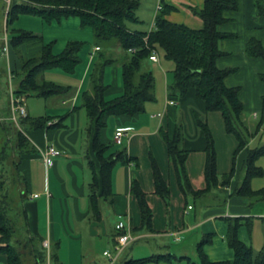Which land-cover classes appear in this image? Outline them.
I'll list each match as a JSON object with an SVG mask.
<instances>
[{"label":"trees","instance_id":"16d2710c","mask_svg":"<svg viewBox=\"0 0 264 264\" xmlns=\"http://www.w3.org/2000/svg\"><path fill=\"white\" fill-rule=\"evenodd\" d=\"M9 2L7 24L15 22L25 14L38 15L48 21L78 16L82 25L93 28L99 43L96 45L100 48L99 51L102 50V43L112 47L119 45L124 50L123 59L120 60L122 93L113 97L107 95L110 85L105 81L106 65L118 63L117 59H107L101 64H96L91 73L90 89L81 92V105L87 111L92 133L93 157L90 155L87 157L92 173L88 193L89 220H101L102 199L110 204L113 202L112 173L115 165L122 162L139 166L138 158L130 156L126 146L118 148V145L122 144H117L115 141L105 142L102 134L110 116L133 117L142 114L146 111L147 103L156 99L155 75L148 66L147 60L150 61V55L154 50L157 51L158 47L163 48L165 56L175 63L173 82L168 86L169 97L173 100L181 99L189 89H194L197 96L205 101L207 111L222 113L226 131L233 134L238 141L233 156L234 166L227 175L220 177L212 130L206 121L196 116V122L206 138L204 165L206 187L195 189L187 168L190 151L183 145L182 123L178 119L172 130L162 126L159 133L167 145L168 157L182 194L185 197L199 198L212 193L219 185H230L236 173L235 159L242 151H246L243 161L244 176L240 181L238 180L232 194L249 197L252 202L264 201V188L253 189L252 187L253 178L264 174V168L257 164L258 159L264 156V144L255 148L250 147L251 139L264 125V95L261 117L257 122L250 124L244 117L245 109L240 99L239 87H230L225 83V78L234 69L220 68L217 65L218 58L225 54L220 47L221 41L234 36V34L222 32L219 26L227 20L224 15L226 11L238 8V0H204L202 8L189 6L192 13L204 22V26L200 29L170 21L166 16L174 6L164 4L155 16L154 28L149 31L131 30L128 27V22L141 21L137 15L139 6L137 0H10ZM260 10L264 13V7H260ZM30 43H39L40 46L37 52L27 58H21V61L13 67V80L21 75L16 86H13L14 93L26 98L35 95L44 99L71 95L74 91L72 86L48 80L45 72L52 67H62L68 72H73L80 62L79 53L83 43L78 40L70 41L62 52L54 53L53 42H46L43 35L17 29L12 34L9 47L19 50ZM246 51L249 56L264 60V46L260 40L250 39ZM260 77L264 81V74ZM9 116H5V120L0 121V137L4 136L5 139L0 147V254L7 255L8 264H27L23 249L25 251L28 249L32 258L29 264H45L48 259L47 250L42 244L45 237L32 234L29 229L28 211L25 207L28 191L26 188L17 189L21 204L17 208V215L12 216L10 215L12 212L10 198L15 199V197L9 194L11 192L7 190L6 185L10 177L11 165H15L17 178L26 186V179L19 168L21 155L36 150L25 134V130L57 127L61 126L62 122L59 120L57 123L48 125L54 116L28 114L20 117L19 123L22 128L20 129ZM13 137L15 144L12 148L13 154H10L9 143ZM9 160L12 162L9 163ZM151 165L155 193L169 206L170 186L152 155ZM130 191L136 196L141 213V225L133 229L134 233L143 229L153 232L154 211L148 202L147 193L135 177L131 181ZM240 220L241 218H227L229 229L226 240L234 250L233 260L213 261L208 258L204 246L212 242L213 234L207 233L197 244V260L190 256H176L168 252L142 258H129L123 263L148 264L185 260L187 264H264V247L255 251L252 246L238 237ZM49 259L51 264H63L59 257L58 242L51 244Z\"/></svg>","mask_w":264,"mask_h":264},{"label":"crops","instance_id":"0c3cea01","mask_svg":"<svg viewBox=\"0 0 264 264\" xmlns=\"http://www.w3.org/2000/svg\"><path fill=\"white\" fill-rule=\"evenodd\" d=\"M160 1L162 5L174 6L166 16L170 21L184 23L194 29L204 26L203 20L194 15L189 8V6L202 8L204 0ZM260 7H264V0H238V8L226 11L224 15L227 20L219 26L222 32L234 36L221 41L220 47L225 54L218 58L217 65L220 68L234 69L225 78V83L230 87H239L240 99L252 122H257L253 114L256 112L261 114L263 106L264 81L260 76L264 74V60L249 56L246 46L252 38L260 40L264 46V13H261ZM158 59L150 61L163 66L159 55ZM167 65L170 67L169 62ZM172 71L174 73V69ZM114 72L116 78L113 84L108 83L110 85L108 97L119 95L123 91L118 79L119 68L116 67ZM173 78L166 70L164 77L159 73L155 76L156 99L147 103L144 113L133 117L110 116L107 120V126L102 134L103 140L114 142L116 131L123 129L125 131L123 144L127 147L128 154L139 160L138 167L134 163L118 162L120 164L115 165L112 173L114 192L112 214L117 219L124 220L132 231L141 225L138 200L130 191L131 181L135 177L147 193L148 202L154 211V231L148 232L145 229L136 233L133 231L137 239L154 236L173 239L179 243L174 244L177 251L172 252L171 248L169 250L176 256L192 258L190 254L197 253L198 242L205 234L212 233V242L204 246L208 258L213 261L233 260L234 250L226 240L229 229L227 218H241L238 237L255 251L261 250L264 247V201L252 202L249 197L232 194L246 151H242L235 159L236 173L230 185H219L212 193L198 199L185 197L180 191L168 157L167 145L159 133L162 126L172 130L178 119L182 123L183 145L190 151L187 168L195 189L206 187L204 175L206 138L196 122V116L206 121L212 130L220 177L227 175L233 168V156L238 141L233 134L226 131L222 113L207 111L205 101L197 96L194 89H189L183 98L175 99L174 104H169L168 86L173 82ZM84 84L85 81L83 86L74 90L71 95L62 97V104L71 103L65 110L60 108L57 100H51L53 97L45 99L47 112L54 116L50 121L57 123L61 120L62 125L45 129H26L25 134L36 151L21 155L19 165L26 179L25 188L28 191L25 207L28 211L29 229L32 234L50 237L52 243H59V257L63 264L61 250L65 237L70 232L77 241L82 239L84 230L93 237L101 234L108 237L109 234L113 242L116 234L115 225L111 230L107 228L103 213L100 221L86 222L89 211V183L92 178L87 157L88 155L93 157V153L90 119L85 107L81 105ZM28 114L30 115L29 110ZM0 117L5 116L0 114ZM47 144L62 150V154L54 158V164L50 167L46 165L40 153ZM151 155L155 157L164 178L169 183L171 190L169 206L155 193ZM33 194L39 195L32 197ZM190 206L192 207L189 208ZM0 264H8L7 255L0 254ZM148 264L187 263L185 260H174Z\"/></svg>","mask_w":264,"mask_h":264},{"label":"rangeland","instance_id":"374dc122","mask_svg":"<svg viewBox=\"0 0 264 264\" xmlns=\"http://www.w3.org/2000/svg\"><path fill=\"white\" fill-rule=\"evenodd\" d=\"M139 6L137 9V15L141 20L138 23L128 22V27L131 30H142L149 31L154 28L155 16L158 13V5L162 4L160 0H137ZM8 0H0V114L8 117L10 113V102H9V73L15 67L16 63L21 61V58H27L33 53L38 51L39 43H30L22 46L19 50L13 49L10 46V50L5 52L3 50L4 44L6 43V37L10 41L13 32L17 29H25L33 31L36 34L43 35L46 42H53L54 53L62 52L70 41L78 40L83 43L80 51V62L76 65L73 72H68L62 67H52L46 70L45 77L48 80L55 81L60 84L70 85L76 91L77 88L83 86L85 81V87L83 90H89L91 87V73L93 72L96 64H101L107 59H117L118 63L106 65V83L113 84L115 82L116 74L114 69L119 68V83L122 84V68L120 60L123 59L124 50L121 46L112 47L107 43H102V50H95L97 44L94 30L91 26H84L81 23V19L78 16H68L59 19H52L51 21L45 20L38 15H21L15 22L7 24V12L9 7ZM93 54V56H92ZM157 55L162 60V65L153 63L149 60L148 66L154 71L155 76L161 74L164 77V71L170 73L174 77L173 69L175 63L173 60L168 59L165 56L163 48L158 47ZM166 62V63H165ZM168 62L170 67H168ZM12 68V69H11ZM163 72V73H162ZM21 75L17 76L13 80V86H16ZM171 79V78H170ZM117 95V94H116ZM115 95V96H116ZM57 100L60 108L64 110L69 108L71 103L66 105L62 104L60 96H55L51 100ZM49 102V101H48ZM27 111L29 110L31 116L51 115L47 112L46 101L44 98L37 97L35 95L27 98L26 101ZM261 117V114H259ZM10 117V116H9ZM244 117L250 124L252 122L249 117V112H244ZM259 120V119H257ZM5 142L4 136L0 140V147ZM10 154H13L12 148L15 144V138L10 140ZM264 144V125L260 132L251 139L250 147L255 148ZM125 144L118 145V148H123ZM15 156V155H14ZM12 156L16 161L17 159ZM12 161L9 160V163ZM120 163H118L119 165ZM257 164L264 168V156L260 157ZM11 165V164H10ZM5 169V168H4ZM16 167L11 165L10 177L7 182V190L10 191V195H14L15 199L10 198V204L12 212L10 215H17V208L20 206L19 195L17 189H24V182L16 176ZM244 176V166L242 165L239 169L240 181ZM253 189L264 188V174L262 176L254 177L252 180ZM221 196V194H219ZM190 198V196H189ZM191 199V198H190ZM198 199V198H195ZM101 210L104 215V222L108 229H112L117 224V219L111 211V204L107 200H101ZM16 219V218H15ZM21 219V218H20ZM19 219V220H20ZM22 221V219H21ZM20 221V222H21ZM91 220L87 219L89 223ZM87 226V225H86ZM85 226V227H86ZM70 231V230H69ZM84 230L82 239L77 241L73 239L72 233L70 232L65 237L63 249L61 255L63 257L64 264H110V260L103 254L105 250H112L114 242L111 236L101 234V236H91L88 231ZM139 233V232H138ZM184 241V240H183ZM174 244H179L173 239H166L163 236L157 237H140L137 240L130 243L124 252L120 255L116 264H124L125 259L129 258H142L151 256L153 254H161L177 251ZM24 251V259L29 264L32 259L29 255V250ZM194 260L198 259L197 253L190 254Z\"/></svg>","mask_w":264,"mask_h":264},{"label":"built area","instance_id":"2783aa9c","mask_svg":"<svg viewBox=\"0 0 264 264\" xmlns=\"http://www.w3.org/2000/svg\"><path fill=\"white\" fill-rule=\"evenodd\" d=\"M10 1V0H8ZM162 8V4L158 5V10ZM100 48L98 46L95 47V50H99ZM3 50L5 52L9 51V41L6 37V43L4 44ZM130 51H134L133 49H130ZM93 56V54H92ZM150 59L153 61H158V55L157 51L154 50L153 53L150 55ZM9 82H10V117L16 124L17 126L21 128L20 126V117L28 115L27 107H26V101L27 98L25 96H17L14 93L13 90V75H12V70L9 73ZM169 104H174L175 100L169 98L167 101ZM253 117L255 119H260L259 113H254ZM5 120V117H0V121ZM53 121H49L48 125L52 124ZM124 135L125 131L123 129H118L115 133V142L117 144H123L124 142ZM41 156L44 159L46 165L48 167L52 166L54 164V158L56 156H59L62 154V150L54 145L47 144L45 148L41 150ZM39 194H33L32 197H38ZM190 206L189 208H191ZM116 229V236H115V241L112 250H105L103 254L107 256L110 260V264H115L117 260L119 259L120 255L124 252L126 247L135 241L137 239V236L133 233L131 230L130 226H127L124 220H120L117 222L115 225ZM43 246L47 250L48 254V259L45 264H51L49 256H50V251H51V239L50 237H45L42 241Z\"/></svg>","mask_w":264,"mask_h":264}]
</instances>
